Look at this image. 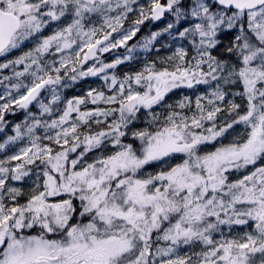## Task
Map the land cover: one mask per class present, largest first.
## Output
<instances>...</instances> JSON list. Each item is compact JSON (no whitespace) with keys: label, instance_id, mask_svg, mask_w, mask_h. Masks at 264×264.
Returning a JSON list of instances; mask_svg holds the SVG:
<instances>
[{"label":"snow or ice","instance_id":"1","mask_svg":"<svg viewBox=\"0 0 264 264\" xmlns=\"http://www.w3.org/2000/svg\"><path fill=\"white\" fill-rule=\"evenodd\" d=\"M131 13L138 15L125 28ZM166 13L171 17L166 27L127 47L141 25L160 21ZM53 22L63 26L40 37ZM164 34L187 41L194 54L189 58V49L180 46L160 58V67L152 61L122 79L108 75V70L132 60L137 47L152 50ZM222 34L229 37L226 46ZM33 41L34 47L0 63V69H12V76L3 80L14 79L11 89L16 93L6 89L0 95V133L10 123L5 114H15L16 108L28 110L35 102L41 117H52L60 104L64 107L50 122L28 111L25 121L12 128L14 135L0 143L2 151L28 139L18 152L0 159V264H264V0H148L147 5L138 0H0V57ZM121 47L127 55L112 62L100 59ZM46 54L60 58L46 60ZM88 61L93 64L85 70ZM89 76H100L108 94L90 89L83 96L62 99L58 89ZM237 82L243 92L234 95L247 100L243 114L240 104L226 101L228 87ZM196 85H207L211 92L196 97L191 116L183 113L191 109L189 97L167 103L173 90ZM42 91L50 93V101L40 98ZM217 101H226L227 109ZM88 104L95 107L82 110ZM154 106L164 112L153 111ZM141 109H148L149 123L158 125L154 132L131 128ZM225 113L227 118L220 119ZM110 117L116 118L109 123ZM93 123L100 130L92 131ZM241 124L244 135L236 133L223 143ZM41 128L43 137L36 134ZM50 130H56L55 135H49ZM126 130L141 142L140 148L121 143ZM106 141L120 150L82 163L88 153L105 148ZM213 141L220 146L200 155L202 146ZM175 153L187 158L168 171L135 178L145 165L164 163ZM250 165L253 171L227 182L229 170ZM32 176L27 193L12 185ZM64 194L67 199L48 201ZM74 198L81 202L79 208ZM77 213L90 216V221L70 223ZM222 225L245 231L217 241L213 233ZM36 227L38 235L24 234ZM161 240L167 246H160ZM182 245L203 247L180 255Z\"/></svg>","mask_w":264,"mask_h":264},{"label":"rangeland","instance_id":"2","mask_svg":"<svg viewBox=\"0 0 264 264\" xmlns=\"http://www.w3.org/2000/svg\"><path fill=\"white\" fill-rule=\"evenodd\" d=\"M165 2H166V0H163V1L161 0V3H165ZM147 3H148V0H138V4L147 5ZM113 15H115V13H113ZM137 15H138V13L129 14V20L125 21L124 27L128 28L131 20L135 19L137 17ZM170 19H171V17L166 13L165 17L158 22H154L151 20L146 21L143 25L140 26V28H145V32L139 36H136L135 38H133V40L128 41L127 47H131L133 44H138V42H142L143 38L148 36L153 31H161L164 27H166V25L170 21ZM67 22H70V20L65 21L64 23H67ZM100 22L101 21L99 19H96L94 21L95 26H99ZM58 26H63V24L61 22H53V24L50 27H45L42 30V32L39 34V36L43 37V36L51 35L52 32ZM89 26H92V25H89ZM233 35H234V32H233ZM221 41L226 46L228 44L229 37L222 34L221 35ZM35 42L36 41L28 42L24 46H22V48L17 49V50H13V52L10 53L7 56V58L0 57V63L6 62V59H14L16 56L22 54L23 51H27L29 48L34 47ZM172 42H174V43H172ZM154 45H155V47L152 50L147 51V52H145L144 50L137 47V49L132 53V56H133L132 60L125 61L123 64L117 66V68L115 70H108V75L111 76L112 74H116L119 79H122L123 75L125 73L132 74V73H135L137 71H142L145 68V66L147 64L151 63L152 61H156L157 67H160L161 66L160 58L172 55L177 47L184 46L187 48V41L181 40V39H177V40L173 41L172 37L168 36L167 34H164L162 37L158 38V41L154 42ZM67 51L70 52L71 50H67ZM127 54L128 53H127L126 48L121 47L119 49L113 50L110 53L102 54L100 56V59L103 60L104 62H112L117 56H124ZM192 54H194V53H192ZM214 54H216V53L214 52ZM59 58H60V54H56L55 57H53L50 54L45 55L46 60L56 59L58 61ZM234 59L235 58H233V60ZM92 64H93V61L87 63V65L85 66V70L87 67L92 66ZM22 69H23V66H17L18 71H20ZM4 76H12V69L11 68L0 69V81H2V82H0V95H4L6 89L11 90L13 92V94L15 95L16 94L15 90L11 89V83L15 82V80L13 79L12 81H4L3 80ZM69 85L70 86L68 88L58 89L60 91V94H61V97L63 100L70 99L73 96H83L90 89L103 90L106 92V94H108L107 84L105 83V81L100 76L85 77V78L79 79L78 81H76L74 83L69 81ZM138 90H140V89H138ZM210 92H211V88H209L207 85H196L193 89H188V88L184 87L181 89H175L172 92H170L168 94V96L166 97V101H167V103L175 104L176 101L180 100L184 96L189 97L192 101L191 109H184L183 113L188 115V116H191L193 114V112L196 111V109H195L196 97L198 95L209 97ZM237 92H243V84L240 82H237L236 84L228 87V95L226 96V101L231 100L237 104H240L241 108L238 111L240 112V114H243L246 110L247 100H246V97L234 95V93H237ZM40 98L44 99L47 102V101L51 100V95L48 91H42ZM226 101L225 102L217 101V104L226 110L227 109ZM3 102H4L3 100H0V103H3ZM202 103L207 105V99L203 100ZM99 106L107 107L103 103H101ZM63 107H64V104H60L59 105V111H57L52 117H48L47 115L41 117L35 102H34V104L30 105L28 110L16 108L15 114L6 113L5 118L10 123L8 126H6L5 131L0 133V143H3L4 140L7 139L8 135H14L12 128L14 127V125L16 123H23L25 121V117H26L28 111H31L32 113H34L37 116V118H42V119L48 120L50 122L51 119L58 118L59 114L62 113ZM81 107H82V110H86V108H92L95 106L88 104L87 106H81ZM153 111H155L157 113H163L164 109H162L160 106H154ZM176 111H181V110L179 108H177ZM138 115H139L140 119L138 121H136L133 126H131L132 129L140 130V129L147 128L149 131H153V132L156 130L158 125L149 123L151 117L149 116V110L148 109H141V111ZM73 116H75V113L73 114ZM115 118L116 117H110L108 119V122L110 123ZM224 118H227L226 113L221 114V116H220V119H224ZM29 122H31V121L29 120ZM207 126H209V125L206 123V127ZM98 130H100V126H97L93 123L92 124V131H98ZM55 131L56 130H50L48 132V134L49 135H55ZM81 131L87 132L88 129L82 127ZM126 131H128V137L132 138L131 131L130 130H126ZM236 133H239L240 136L244 135V126L242 124L236 125L235 126V132H233L228 137V139L224 140L223 143H228L236 135ZM36 134L43 137L45 135V130L42 128L38 129ZM137 141L139 143L138 145H136L137 147H135L134 144H133V146H134V148L138 149L141 147V142L139 140H137ZM41 142L43 144H50V146H52L54 149L58 148V146H56L54 143H51L48 140L42 139ZM105 143L107 145L105 148L97 149V150H94L93 152L88 153L85 156L84 161L82 163H84V164L92 163L98 157H106V156L112 155V154H114V152L120 150L118 146H113V144H111L108 141H106ZM121 143L127 144L129 142H127V140L123 139V137H122ZM27 144H28V139L26 137L24 140L18 141L14 145H12V144L7 145L4 150L0 151V159H5L8 155L15 154L16 152L19 151L20 147H24ZM219 146H220L219 141L210 142L206 146H202L203 150L199 154L204 155L207 152L214 151L215 148L219 147ZM78 151H79V149H78ZM75 156H76L75 153L70 154V159L75 158ZM186 158L187 157L182 153L172 154L170 157L165 158L164 163L154 162V163H151L149 165H145L143 169H141L140 171L137 172L135 178H141V179L147 178V176L149 174L155 175V174L159 173L160 171H168V170H170L171 167H174L177 164L183 163V160ZM15 163H17V162H13V166L15 165ZM37 163H39V162H37ZM259 164H260V162H258L257 166H259ZM33 167H35V166H33ZM40 167L43 168V165H40ZM80 167H81V165H78L76 170H79ZM254 167L255 166L250 165V166H248V168L241 169L239 171H237L235 169L229 170V172L225 173V175L228 177L227 182L232 183L238 179H241L244 175L253 171ZM69 170L71 171V168H69ZM33 180H35V176H32L31 179H26L25 182H12V185L16 186V187H22L24 189V191L27 193L32 186ZM39 183L41 185L43 184V177L42 176H41ZM154 184H155V186L160 187L162 182L155 181ZM41 190H43L42 187H41ZM26 198H27L26 196L19 198V202L24 203L26 201ZM61 198L67 199L68 196H67V194H64L62 197L52 196V197H48V201L50 203H57L60 201ZM5 202L9 205H11V203H12L11 201L7 200V198H6ZM80 203L81 202L79 201L78 198H74V204L77 206V208H79ZM236 207L242 208L244 206L243 205H237ZM75 217H76V219H79V223H81V224H86L91 219L90 216H85L84 219H81V217L78 215V213L75 215ZM210 219H212L214 221L215 218H210ZM75 223H77V222H75ZM164 226L167 227L168 223L165 222ZM253 226H254V222H250V225H249L247 230L251 231ZM23 231H24V234H26V235H38L39 234V228L38 227L33 228V229H25ZM243 231H245V229L243 227L232 226V228L229 229L228 226L222 225L221 231L213 233V238L217 241L222 239V238L231 239V238L237 236L238 234H242ZM155 236H156V233L154 232L153 237L155 238ZM49 238H59V237L55 236L54 234H49ZM158 243L162 247L167 246V243L162 241V240L159 241ZM202 247H203V245H198L193 249V248H190L188 246L182 245L178 248L177 252L180 255H184L185 253L191 254L192 251H200Z\"/></svg>","mask_w":264,"mask_h":264},{"label":"trees","instance_id":"3","mask_svg":"<svg viewBox=\"0 0 264 264\" xmlns=\"http://www.w3.org/2000/svg\"><path fill=\"white\" fill-rule=\"evenodd\" d=\"M162 1H163V0H162ZM144 32H145V28H141L140 32L137 33V36L143 34ZM146 32H147V31H146ZM142 36H143V35H142ZM134 38H135V37H134ZM132 40H133V39H132ZM130 41H131V40H130ZM164 46H165V45H164ZM187 48L189 49V53H190L189 58H190V56H191V54H192L193 52H192V50H191L190 45L188 44V42H187ZM123 139L127 140V142H129V143H133V144L135 145V147H137L136 145L139 144L137 140H133V138L128 137V135L125 136V137H123ZM84 217H85V216H84ZM84 217H81V219H84ZM75 222H79V219H76V217L74 216V219H73L70 223H75Z\"/></svg>","mask_w":264,"mask_h":264},{"label":"water","instance_id":"4","mask_svg":"<svg viewBox=\"0 0 264 264\" xmlns=\"http://www.w3.org/2000/svg\"><path fill=\"white\" fill-rule=\"evenodd\" d=\"M154 22H158V21H154ZM91 62V61H88V63ZM34 103V102H33Z\"/></svg>","mask_w":264,"mask_h":264},{"label":"bare ground","instance_id":"5","mask_svg":"<svg viewBox=\"0 0 264 264\" xmlns=\"http://www.w3.org/2000/svg\"><path fill=\"white\" fill-rule=\"evenodd\" d=\"M172 43H174V42H172Z\"/></svg>","mask_w":264,"mask_h":264}]
</instances>
